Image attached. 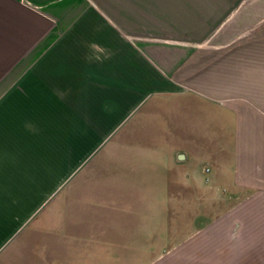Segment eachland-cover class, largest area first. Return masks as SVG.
I'll list each match as a JSON object with an SVG mask.
<instances>
[{"label":"crops","instance_id":"crops-1","mask_svg":"<svg viewBox=\"0 0 264 264\" xmlns=\"http://www.w3.org/2000/svg\"><path fill=\"white\" fill-rule=\"evenodd\" d=\"M185 81L186 93L247 101L227 107L230 163L210 179L226 211L172 246L154 203L125 193L155 192L156 168L182 191L187 167L127 129ZM134 255L264 264V0H0V264Z\"/></svg>","mask_w":264,"mask_h":264},{"label":"rangeland","instance_id":"rangeland-1","mask_svg":"<svg viewBox=\"0 0 264 264\" xmlns=\"http://www.w3.org/2000/svg\"><path fill=\"white\" fill-rule=\"evenodd\" d=\"M212 44L211 42L207 47H203V51L210 50ZM230 50L236 49L232 47ZM205 62L208 61H204L203 64ZM204 65L208 69L212 68L210 62ZM191 87V83L185 81L172 95L150 100V106L139 115L135 126L127 129L128 135L139 133L140 138L143 137L141 135L147 137L151 141L150 148L152 146L156 153L170 154L178 167L182 166V169L184 166L187 167L189 184L182 191H179V185H162L163 176L158 175H163L165 172L161 168H156L157 190L155 192L125 193V195L134 194V200L138 204L145 201L154 203L157 215L155 224L157 238L159 232L172 233L173 239L168 241L172 246L178 244L183 235L187 236L199 230L200 225L209 224L216 216L226 211L227 191L222 188L223 186H212L214 184L210 179L213 170L220 173L222 179L230 163L231 142L234 138L236 120L227 107H232V103L236 101H247L243 96L224 97L217 101L212 97L202 98L194 93H186ZM183 138L193 141L180 144ZM223 141L227 143L224 144ZM136 147L145 148V144L137 143ZM178 154L183 155L184 160L180 161ZM177 176L179 178V175ZM197 176L199 178L196 180ZM164 187L175 190H159ZM216 187H221L219 192L215 190ZM147 242L142 240L139 246L146 247ZM154 242L157 249L169 247L162 239H156ZM132 258L146 263L153 256L125 257V264H128Z\"/></svg>","mask_w":264,"mask_h":264},{"label":"water","instance_id":"water-1","mask_svg":"<svg viewBox=\"0 0 264 264\" xmlns=\"http://www.w3.org/2000/svg\"><path fill=\"white\" fill-rule=\"evenodd\" d=\"M180 159H183V156H181Z\"/></svg>","mask_w":264,"mask_h":264},{"label":"clouds","instance_id":"clouds-1","mask_svg":"<svg viewBox=\"0 0 264 264\" xmlns=\"http://www.w3.org/2000/svg\"><path fill=\"white\" fill-rule=\"evenodd\" d=\"M94 47V46H93Z\"/></svg>","mask_w":264,"mask_h":264}]
</instances>
